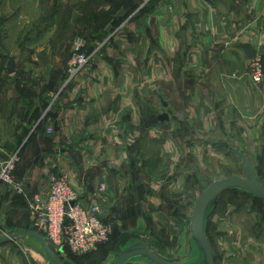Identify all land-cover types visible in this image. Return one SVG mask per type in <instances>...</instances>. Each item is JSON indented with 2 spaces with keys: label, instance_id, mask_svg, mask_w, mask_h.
Returning <instances> with one entry per match:
<instances>
[{
  "label": "crops",
  "instance_id": "obj_1",
  "mask_svg": "<svg viewBox=\"0 0 264 264\" xmlns=\"http://www.w3.org/2000/svg\"><path fill=\"white\" fill-rule=\"evenodd\" d=\"M75 3L88 5L87 0H0V134L4 127L31 128L20 146L0 145L6 155L20 151L14 179L23 186L18 194L0 184V223L27 214L30 219V202L47 192L50 174L65 176L84 206L99 203L102 183L113 190L119 177L128 182L130 169L119 176L102 166L132 164L135 126H143L151 101H168L174 125L190 127V143L198 131L222 140L231 131L233 149L244 152L242 145L263 139L264 79L253 84L248 65L258 56L264 69V0H152L136 18H130L134 5L122 0L116 16L129 15V21L106 26L113 35L96 42V52L86 49L87 68L67 86L64 70L54 65L65 60L56 52L55 20ZM77 15L83 21L71 16L74 27L84 30V16ZM7 53L15 61L12 74L6 72ZM22 63L35 68L24 70ZM26 77L52 79L50 90L35 100L46 104L43 109L22 106ZM161 131L164 136V127L158 136ZM142 133L150 139L149 129ZM174 135L182 143L183 135ZM78 150L82 158L73 153Z\"/></svg>",
  "mask_w": 264,
  "mask_h": 264
},
{
  "label": "rangeland",
  "instance_id": "obj_2",
  "mask_svg": "<svg viewBox=\"0 0 264 264\" xmlns=\"http://www.w3.org/2000/svg\"><path fill=\"white\" fill-rule=\"evenodd\" d=\"M150 1L152 0L145 2L130 0V3L134 5L130 18L139 17L140 10ZM87 2L88 5H85L84 9L80 8L81 4H73L63 13L60 22L58 19L55 20L57 28L54 37V41L57 43L56 52L65 60L63 63L54 65L55 67L59 66V71L64 70V83L67 86H70L77 74L88 66L81 68L69 78L67 69L73 56L75 43L80 41L85 50L94 52L96 42H102V40L104 42L113 35L110 31L105 30L106 26L111 24L116 28L113 23L125 25L129 21L125 19L129 15L116 16L117 9L123 6L122 0H87ZM79 11L85 19L84 23L87 28L80 24L84 30L74 27L77 22L71 17L74 15L79 23L82 22L83 19L77 15ZM70 19L74 20V24L70 23ZM25 34L27 35V33ZM10 41L9 49L14 51L17 48L12 44L13 37H10ZM255 57L249 61L248 76L251 60ZM39 65L42 66V69L45 68L44 63ZM20 68L29 70L35 68V64L22 63ZM262 70L263 81V65ZM21 81L22 106L32 111L41 104L39 108L43 109L46 104L35 102V100L38 95L50 90L49 85H51L52 79L26 77ZM15 83L18 86V81ZM163 102L166 104L165 106ZM163 102L156 100L154 103L151 101L150 112H143V126H135L134 144L132 152L130 151L131 154H129L132 164L128 162L129 166H127L125 161L123 163L122 161H117V163L112 161L111 167H107L106 164L105 167L102 166L103 169L115 171L119 176L120 173H126L125 171L129 169L132 172V175L128 173V182H121V177H119L113 190L107 189L105 183H102L105 186L104 189L99 187V203L96 202L95 205L99 208L98 217L111 226L108 240L85 254H74L65 249L62 254L64 257H70L79 264H103L108 259V252L117 242L120 231L134 226L137 218L142 217L146 225L143 240L150 250L164 259L180 261L188 253L189 222L186 217L190 214L196 199L197 187L205 188L211 181L223 178L228 174L242 175L239 159L233 152L236 144L231 140V131L228 136H225L226 140H222L220 135L216 136L211 132L198 131L196 141L192 139L190 143L186 141L189 137L190 127L175 126L172 121L175 112L173 108L170 109L168 101L164 100ZM163 112L168 114L169 119L160 121L157 115ZM30 113H26L25 116H29ZM35 115V111L30 114L32 122ZM184 118L186 116H183ZM163 127L165 135L163 136L161 131V135L158 136L157 129L161 130ZM30 129L29 126L1 128L0 145L4 146L7 141H14L16 146H20L28 136ZM142 129H149V140L146 134L142 133ZM175 133L183 135L182 143L177 141ZM231 135H235V133L232 132ZM159 137L165 139H159ZM260 138L263 139L255 145L246 143L241 147L244 151L242 153L252 163L260 180L264 182V135H261ZM2 149L1 147V159L8 156ZM13 152H17L19 155L20 151ZM73 153L76 157L82 158L79 150ZM78 165H80V170L85 169L83 163ZM57 176H60L73 188L80 204V192L69 183L65 176ZM80 205L88 209L92 203L87 206ZM21 219V222L8 219L6 225L8 227L17 224L31 226L28 214ZM207 234L212 243L216 264H264V201L254 199L244 193H224L209 219ZM28 260L31 259L27 250L17 241L11 240L0 246V264H29Z\"/></svg>",
  "mask_w": 264,
  "mask_h": 264
},
{
  "label": "water",
  "instance_id": "obj_3",
  "mask_svg": "<svg viewBox=\"0 0 264 264\" xmlns=\"http://www.w3.org/2000/svg\"><path fill=\"white\" fill-rule=\"evenodd\" d=\"M5 56L6 72L12 74L15 71L14 58L8 53ZM157 118L165 121L169 116L163 112ZM233 152L239 159L242 175L228 174L211 181L205 188L197 187L196 199L186 217L189 222L188 253L180 261L164 259L150 250L143 240L145 222L142 217H138L134 226L120 231L117 242L103 264H216L207 228L222 195L235 191L264 201V182L260 180L254 166L242 152L235 149ZM0 226V246L11 240L17 241L27 250L34 264H79L70 257H64L62 248H51L43 235L28 224L8 227L2 222Z\"/></svg>",
  "mask_w": 264,
  "mask_h": 264
},
{
  "label": "built area",
  "instance_id": "obj_4",
  "mask_svg": "<svg viewBox=\"0 0 264 264\" xmlns=\"http://www.w3.org/2000/svg\"><path fill=\"white\" fill-rule=\"evenodd\" d=\"M89 56L82 42H76L67 69L69 78L88 65ZM249 77L253 84L262 81L259 57L251 60ZM17 160V152L0 158V184L8 185L16 193L22 194L23 186L14 179ZM104 187L103 184L100 186L101 189ZM98 213L99 208L95 204L88 209L83 208L73 188L55 174L49 176L47 192L42 196H33L29 205L31 226L43 235L48 245L54 250L62 248L63 251L66 249L79 255L103 244L110 236L111 226L104 223Z\"/></svg>",
  "mask_w": 264,
  "mask_h": 264
},
{
  "label": "trees",
  "instance_id": "obj_5",
  "mask_svg": "<svg viewBox=\"0 0 264 264\" xmlns=\"http://www.w3.org/2000/svg\"><path fill=\"white\" fill-rule=\"evenodd\" d=\"M230 192H235V191H230ZM238 193V192H237ZM244 194H246V193H244ZM249 195V194H248ZM251 196V195H250ZM254 198V197H253ZM254 199H256V198H254ZM257 200H260V199H257ZM74 260V259H73Z\"/></svg>",
  "mask_w": 264,
  "mask_h": 264
}]
</instances>
